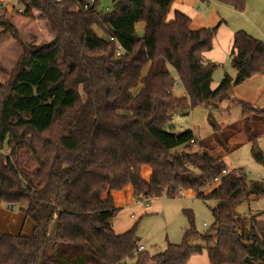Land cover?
I'll return each instance as SVG.
<instances>
[{"label":"trees","instance_id":"obj_1","mask_svg":"<svg viewBox=\"0 0 264 264\" xmlns=\"http://www.w3.org/2000/svg\"><path fill=\"white\" fill-rule=\"evenodd\" d=\"M28 1L53 37L45 46L24 47L11 72L0 63V152L7 151L0 154V205L21 206L35 229L31 237L0 232V264H188L204 253L210 264H264L262 232L241 229L235 214L252 195L264 198V186L250 187L243 170L228 172L205 150L175 154L191 150L195 137L170 127L173 114L218 111L233 88L264 75V43L236 32L230 63L236 78L226 74L213 90L218 66L205 55L219 26L193 31L180 12L168 20L174 0H111L108 11H99V0L88 10L90 0ZM214 1L241 13L247 4ZM26 26L30 18L0 17V38L22 45L19 31ZM171 72L185 98L174 96ZM240 105L252 129V156L264 165L253 133V118L264 110ZM209 124L220 133L212 118ZM144 167L152 171L149 181L141 176ZM128 187L146 200L193 192L216 201L215 222L200 234L190 215L182 244L169 243L154 256L137 252L135 230L117 235L112 226L119 210L111 193Z\"/></svg>","mask_w":264,"mask_h":264},{"label":"rangeland","instance_id":"obj_2","mask_svg":"<svg viewBox=\"0 0 264 264\" xmlns=\"http://www.w3.org/2000/svg\"><path fill=\"white\" fill-rule=\"evenodd\" d=\"M208 1L209 3H202V0H198L192 5V13L196 12L200 16L194 20L195 24L192 27L200 30L219 26L212 50L213 59H215L213 64L218 66V70L213 75L212 88H218L226 74L236 73L231 67L222 63L227 54L230 56L229 49L225 50L229 43L231 44V51H233L232 40L236 32H246L264 43V0H247L243 13L221 5L214 0ZM0 5V17L7 18L11 22H15L19 17H26L30 18L32 22V26H26L19 31L22 45L15 42L5 43L0 38V63L8 72H11L22 56L24 47L28 49V47L45 46L52 41L51 37L53 36L46 18L33 9L32 4L28 0H12L9 3L0 0ZM200 6L201 11L203 8L207 10L200 12ZM111 7V0H99V11H108ZM27 9L31 12L30 16L26 13ZM19 10L22 11L21 14ZM70 12H73V10H70ZM169 18H171V15ZM142 28V26L138 27V33L141 36ZM94 29L100 38L108 39L102 30ZM3 31L0 28V34ZM221 65H224L225 68H220ZM171 74L176 80L174 91L177 96H180L183 87L177 75L174 72H171ZM244 84L234 88L233 95L235 98L242 103L252 104L256 108H263L264 95H261L258 91L262 84L260 80H254L251 84ZM260 96L263 99L258 102L257 99ZM229 101L234 102L231 99ZM220 109V111L215 112L212 109L203 107L193 110L191 114L175 113L172 115L171 132L179 134L194 129L199 143L193 147V152L196 151L195 149L201 152L200 149L203 148L211 156L221 158L226 164L228 171L243 170L247 174V182L250 187L253 183H259L264 186V165L257 163L252 156V144L249 142L252 129L249 123L242 119V107L237 105L229 108L228 103L225 102ZM209 118H212L218 124L220 133H215V130L208 122ZM253 121V133L259 136L257 143L264 156V117L254 116ZM189 151L191 150L186 147H180L174 153ZM0 154L6 155L7 151H1ZM148 171H150L149 168H144L142 177ZM217 186L218 183L214 184L207 194L211 193ZM216 206V201H203L198 199L193 192H187V194L176 200L155 198L149 200V202L146 199H142V201H135L130 204L128 202L117 203L116 208L119 212L114 218L112 226L117 235L135 230L136 236L140 239V245L145 248L146 252L154 256L163 253L169 243L172 245L182 244L184 233L190 226V215H193L196 230L200 234L207 232L215 222L213 210ZM4 208L10 209L7 205ZM21 212L24 214L22 207L16 206L13 213L19 214ZM235 214L237 218L243 221L241 229L244 227L246 231L258 236L262 232L264 237V198L257 199L252 195L236 208ZM56 228V224L51 227L50 238L55 235ZM191 244L194 246L202 245L196 241H192ZM125 264H134V261L127 260ZM188 264L210 263L206 254H202L196 256V259Z\"/></svg>","mask_w":264,"mask_h":264},{"label":"crops","instance_id":"obj_3","mask_svg":"<svg viewBox=\"0 0 264 264\" xmlns=\"http://www.w3.org/2000/svg\"><path fill=\"white\" fill-rule=\"evenodd\" d=\"M196 2H198V0H174V4H173V7H172V11H171V13H170V15H171V18H169V16H168V20H172L173 18H174V14L176 13V12H180V13H182V14H184V15H186L187 17H189L190 19H191V30H192V28H193V30H199V28H195V27H192L194 24H195V19L197 18V17H200L199 16V14L198 13H192V9H191V7H192V5H194ZM205 3V2H208L209 3V1L208 0H202V3ZM207 4V3H206ZM206 4H205V6H206ZM204 6V7H205ZM200 8H201V6L199 7V10H200ZM207 9L206 8H203L202 9V11L200 10V12H205ZM203 18V17H202ZM220 24H222V23H220ZM197 27H202V26H197ZM203 29H208V28H203ZM201 30V29H200ZM216 38V37H215ZM214 41H215V39H214ZM233 41V40H232ZM224 44V43H223ZM225 46V45H224ZM214 47V46H213ZM232 48H233V42H232ZM229 49V53H230V56H229V54H227V56H225L224 57V61L222 62V63H224L225 65H228V67H231V53H232V51H231V44L229 43V46L228 47H225V50H228ZM205 57H206V59H207V61H209V62H211V63H213V62H215V59H213L214 57H213V53H212V51L211 52H209V53H207L206 55H205ZM220 68H225V66L224 65H221L220 66ZM232 68V67H231ZM233 69V68H232ZM234 70V69H233ZM235 72H236V70H234ZM235 74H237V72L236 73H234V74H228L232 79H234L235 80ZM254 80H260V82L262 83L261 84V86L258 88V91L261 93V95H264V75H262V76H258V77H256V78H254V79H252V80H249V81H247L245 84L247 85V84H251ZM234 82V81H233ZM244 84V85H245ZM211 87H212V85H211ZM213 90L214 89H216V88H212ZM234 88H233V90L230 92V94H229V98L231 99V100H233L234 102H227L228 103V105H229V108L230 107H232V106H237V105H240V103H242V102H240V100L238 101L236 98H235V96L233 95L234 94ZM182 94H180V96H177V94H176V92L174 91L173 92V94H174V96L176 97V98H185L186 96H187V94H186V92L182 89V92H181ZM234 96V97H233ZM263 98H261V96L257 99V101L258 102H260L261 100H262ZM258 102H256V103H258ZM250 105H252V104H250ZM222 107V106H221ZM240 107H241V105H240ZM253 107H254V105H253ZM255 109H254V111L256 110V109H258V108H256V107H254ZM259 109H262V110H264V107L263 108H259ZM221 109H219L218 111H220ZM218 111H215V112H218ZM191 112L192 111H189V112H187V113H190L191 114ZM184 115V114H183ZM209 122V121H208ZM214 122H215V120H214ZM216 123V122H215ZM218 125V124H217ZM219 127V126H218ZM193 134H194V137H195V143L193 144V146H192V148H191V152H193L194 150H193V147L195 146V145H197L198 143H199V140L197 139V137H196V134L194 133V129L191 131ZM193 150V151H192ZM196 151L195 152H193V153H196V152H198L197 151V149H195ZM201 151H204L205 149H203V148H201L200 149ZM217 159H221V158H217ZM222 160V159H221ZM223 161V160H222ZM144 168H148V167H144ZM143 168V169H144ZM142 169V170H143ZM150 169V168H149ZM229 171H231V170H229ZM151 175H152V171H151V169H150V171H148V172H145L144 173V176L142 177L143 178V180H145V181H149L150 180V177H151ZM141 176H142V171H141ZM185 194H187V193H185ZM185 194H183V195H185ZM195 194V193H194ZM182 195V196H183ZM196 195V194H195ZM111 197L113 198V201H114V204H115V207H117V203H121V204H123V203H134L135 201L136 202H139V201H142V198H137L136 196H135V193H134V191H133V189H131V188H127L126 190H124L123 192H120V193H117V192H113V193H111ZM125 198V199H124ZM148 202H149V200H148ZM5 207V205H0V232L2 233V234H12V235H16V236H23V237H31L32 236V234H33V232H34V229H35V225H34V223L30 220V219H28L27 217H26V215L25 214H23L22 212L21 213H19V214H15V213H13L14 212V209H15V207H13V208H10V209H6V208H4ZM28 233H32V234H28ZM26 235H29V236H26ZM140 244V243H139ZM204 254H206V253H204ZM204 257V256H203ZM206 257H207V255H206ZM194 259H196V257H193L190 261L192 262ZM209 261V260H208Z\"/></svg>","mask_w":264,"mask_h":264},{"label":"built area","instance_id":"obj_4","mask_svg":"<svg viewBox=\"0 0 264 264\" xmlns=\"http://www.w3.org/2000/svg\"><path fill=\"white\" fill-rule=\"evenodd\" d=\"M1 1H3V2H8V3H9V2H11L12 0H1ZM94 3H95V0H90L89 3L84 7V10H88V9H90L91 7H93V6H94ZM19 13L21 14L22 11L19 10ZM228 172H230V171H228ZM228 172H227V173H228ZM227 173L224 172V175L227 174ZM215 182L218 183V182H219V179H217ZM143 251H145V248L139 244V245H138V248H137V252H143Z\"/></svg>","mask_w":264,"mask_h":264},{"label":"water","instance_id":"obj_5","mask_svg":"<svg viewBox=\"0 0 264 264\" xmlns=\"http://www.w3.org/2000/svg\"><path fill=\"white\" fill-rule=\"evenodd\" d=\"M235 85V81L232 83V86H234Z\"/></svg>","mask_w":264,"mask_h":264}]
</instances>
